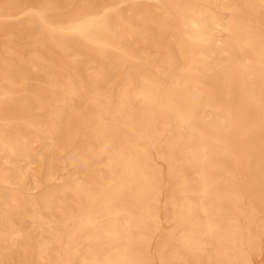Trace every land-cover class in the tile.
Instances as JSON below:
<instances>
[{
  "label": "bare ground",
  "instance_id": "1",
  "mask_svg": "<svg viewBox=\"0 0 264 264\" xmlns=\"http://www.w3.org/2000/svg\"><path fill=\"white\" fill-rule=\"evenodd\" d=\"M264 264V0H0V264Z\"/></svg>",
  "mask_w": 264,
  "mask_h": 264
},
{
  "label": "rangeland",
  "instance_id": "2",
  "mask_svg": "<svg viewBox=\"0 0 264 264\" xmlns=\"http://www.w3.org/2000/svg\"><path fill=\"white\" fill-rule=\"evenodd\" d=\"M260 259H261V258H259V257H258V258H256V260H257V263H258L259 261H261ZM258 264H259V263H258Z\"/></svg>",
  "mask_w": 264,
  "mask_h": 264
}]
</instances>
